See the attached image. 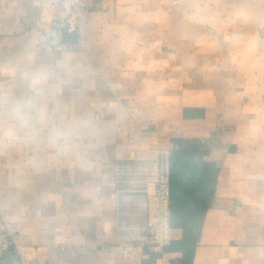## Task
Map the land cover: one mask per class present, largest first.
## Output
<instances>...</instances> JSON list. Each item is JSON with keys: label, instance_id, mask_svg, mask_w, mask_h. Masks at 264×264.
Instances as JSON below:
<instances>
[{"label": "crops", "instance_id": "crops-1", "mask_svg": "<svg viewBox=\"0 0 264 264\" xmlns=\"http://www.w3.org/2000/svg\"><path fill=\"white\" fill-rule=\"evenodd\" d=\"M44 2L0 0V210L22 255L0 264H182L126 251L116 184L120 152L165 150L170 172L179 141L212 167L182 202L203 210L189 264H264V0H102L76 40Z\"/></svg>", "mask_w": 264, "mask_h": 264}, {"label": "built area", "instance_id": "built-area-1", "mask_svg": "<svg viewBox=\"0 0 264 264\" xmlns=\"http://www.w3.org/2000/svg\"><path fill=\"white\" fill-rule=\"evenodd\" d=\"M44 7L60 11L50 23L51 31L56 36L62 34L70 38L78 30L83 15L105 8L102 0H45ZM156 152H120L117 166V199L119 228L118 233L126 251L131 252L133 245H158L166 247L172 240L170 225V180L169 164L155 159ZM164 153V152H159ZM167 157H169V154ZM127 185H124L125 183ZM128 186L131 196L129 199L136 207L143 203L144 224L143 237L135 238L126 235L121 226V197L124 187ZM144 195L143 201L140 197ZM130 202V203H131ZM131 207V204L129 205ZM130 243L132 245H128ZM13 249L14 254L21 255L17 246L13 230L4 213L0 210V262H4L6 255Z\"/></svg>", "mask_w": 264, "mask_h": 264}, {"label": "trees", "instance_id": "trees-1", "mask_svg": "<svg viewBox=\"0 0 264 264\" xmlns=\"http://www.w3.org/2000/svg\"><path fill=\"white\" fill-rule=\"evenodd\" d=\"M176 142V141H175ZM180 142V149L173 150L170 156V225L172 229L181 230V239H174L170 247L163 252L179 251L182 264H189L193 259L194 247L199 234L197 220L202 213L200 208H188L184 197L195 196V192L211 189V165L201 161V155L208 150L198 141ZM178 143V142H176ZM186 187L185 194L180 195V187ZM209 195V191H208ZM152 259L161 253L150 254Z\"/></svg>", "mask_w": 264, "mask_h": 264}, {"label": "bare ground", "instance_id": "bare-ground-1", "mask_svg": "<svg viewBox=\"0 0 264 264\" xmlns=\"http://www.w3.org/2000/svg\"><path fill=\"white\" fill-rule=\"evenodd\" d=\"M152 155L155 156V159H158L159 161H162L163 165L165 167L168 166L167 154L156 152V153H153ZM124 185H127V183H125ZM128 189H129L128 186L124 187L123 194H122V197H121L122 198L121 199V214H120V216H121V219H120L121 226H122V229H124V227L126 225L130 224V223H124V222H129L130 220H133L132 216L129 217V218L127 217L126 221H125V219L123 220V218H122L123 213H126V212H127V214L131 213V212H133V210L136 209V207H139V208L136 209V212L134 214L135 223H134L133 226H136V227L132 228V230H135V231L129 232L130 229L128 231L127 227H126V231H128V234H127V232L125 230H123V231H124V233H126V235H132L133 237L134 236L143 237V224H144V209H143V206H142L143 203L141 202V204H139V206L133 207L132 206L133 202H131V200L129 199L131 194H129ZM140 198H141L140 200L143 201L144 195H141ZM130 204H131V207L129 206Z\"/></svg>", "mask_w": 264, "mask_h": 264}, {"label": "rangeland", "instance_id": "rangeland-1", "mask_svg": "<svg viewBox=\"0 0 264 264\" xmlns=\"http://www.w3.org/2000/svg\"><path fill=\"white\" fill-rule=\"evenodd\" d=\"M149 152H152V151H149ZM154 152V151H153ZM161 152H164L165 153V150L164 151H161ZM166 153H168L167 151H166ZM137 208H139V207H136V209ZM136 209L135 210H133V212H131V213H128L127 214V212L126 213H123V215H122V218H123V220L125 219V221L127 220V217L129 218V217H131L132 216V218H133V220H130L129 222H124V223H130V224H128V225H126L125 227H124V229L123 230H125L126 231V227L128 228V231H129V229H130V231L129 232H131V231H135V230H132V228H135L136 226H133L134 225V223H135V219H134V214H135V212H136ZM127 214V215H126ZM172 229V228H171ZM128 231H126L127 232V234H128ZM173 231H174V229H172V240L170 241V244L168 245V246H166V247H170L171 246V244H172V241L174 240V235H173ZM134 237H136V236H134ZM136 238H142V237H136ZM128 245H132V244H130V243H127ZM138 245V244H137ZM137 245H133V246H137ZM133 246H131L132 247V249H133ZM138 246H143V247H145V248H147V249H151V250H154L153 252H156V253H161V255L164 253L163 251H164V248H166V247H159L158 245H138ZM148 251V250H147ZM173 252H175V251H173ZM170 253V252H169Z\"/></svg>", "mask_w": 264, "mask_h": 264}, {"label": "water", "instance_id": "water-1", "mask_svg": "<svg viewBox=\"0 0 264 264\" xmlns=\"http://www.w3.org/2000/svg\"><path fill=\"white\" fill-rule=\"evenodd\" d=\"M72 38H73L74 40H76V39L78 38V33H77V31H74V32L72 33ZM12 254H13V249H11L10 252H9L6 256H8V255H11V256H12Z\"/></svg>", "mask_w": 264, "mask_h": 264}]
</instances>
